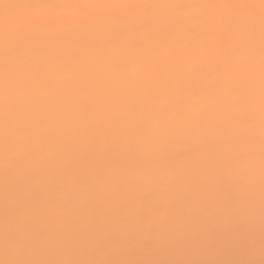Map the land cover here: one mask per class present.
<instances>
[{"label": "snow or ice", "instance_id": "1", "mask_svg": "<svg viewBox=\"0 0 264 264\" xmlns=\"http://www.w3.org/2000/svg\"><path fill=\"white\" fill-rule=\"evenodd\" d=\"M0 264H264V0H0Z\"/></svg>", "mask_w": 264, "mask_h": 264}, {"label": "bare ground", "instance_id": "2", "mask_svg": "<svg viewBox=\"0 0 264 264\" xmlns=\"http://www.w3.org/2000/svg\"><path fill=\"white\" fill-rule=\"evenodd\" d=\"M256 258L259 259V255L258 254H257Z\"/></svg>", "mask_w": 264, "mask_h": 264}]
</instances>
